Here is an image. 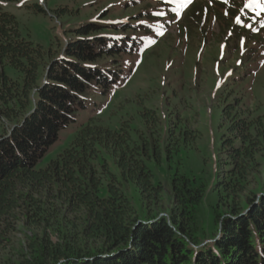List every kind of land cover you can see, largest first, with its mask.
<instances>
[{
    "label": "trees",
    "instance_id": "16d2710c",
    "mask_svg": "<svg viewBox=\"0 0 264 264\" xmlns=\"http://www.w3.org/2000/svg\"><path fill=\"white\" fill-rule=\"evenodd\" d=\"M109 28L121 26L81 25L43 66V49L0 7V118L10 123L0 133V229L25 206V225L42 231L4 264H264V114L241 97L222 109L212 229L200 224L206 188L195 178L174 175L166 210L152 164L178 158L196 140L189 131L169 130L163 141L153 109L141 113L145 137L129 121L79 124L99 111L92 97H108L122 80L123 56L140 48L130 35L104 34ZM71 128L69 145L40 166Z\"/></svg>",
    "mask_w": 264,
    "mask_h": 264
},
{
    "label": "rangeland",
    "instance_id": "374dc122",
    "mask_svg": "<svg viewBox=\"0 0 264 264\" xmlns=\"http://www.w3.org/2000/svg\"><path fill=\"white\" fill-rule=\"evenodd\" d=\"M256 5L257 0L0 3L3 11L16 18L22 37L43 49V66L60 58L67 42L76 38L75 30L89 22L117 24L120 30L109 28L104 34L136 38L140 48L135 54L123 56L122 80L108 97H92L99 104V111L80 116L79 124L93 119L103 126L118 128L129 121L145 137L148 132L141 113L153 109L162 122L159 133L163 141L169 130L176 137L189 131L196 140L178 158H164L161 165L152 164L154 181L165 188L162 207L166 210L173 203L174 175H186L203 183L206 192L199 218L208 229L213 228V206L218 201L213 185L221 139L227 128L220 127L222 109L235 97H241L250 110L264 114V12ZM218 90L222 91L220 98ZM4 128H10L9 120L0 118V133ZM77 131L78 128H71L62 134L40 166L56 158ZM182 140L178 142L183 147ZM25 218L26 209L22 206L3 222L0 264L18 261L23 248L28 251L27 238L41 234L33 226H26ZM7 225L12 228L5 232ZM51 239L58 242L56 235L52 234Z\"/></svg>",
    "mask_w": 264,
    "mask_h": 264
},
{
    "label": "snow or ice",
    "instance_id": "6c2138e0",
    "mask_svg": "<svg viewBox=\"0 0 264 264\" xmlns=\"http://www.w3.org/2000/svg\"><path fill=\"white\" fill-rule=\"evenodd\" d=\"M262 12H264V2H261V0H257L256 5Z\"/></svg>",
    "mask_w": 264,
    "mask_h": 264
}]
</instances>
